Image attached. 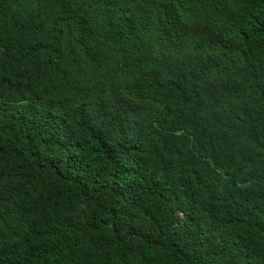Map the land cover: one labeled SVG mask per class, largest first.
<instances>
[{
	"label": "trees",
	"instance_id": "16d2710c",
	"mask_svg": "<svg viewBox=\"0 0 264 264\" xmlns=\"http://www.w3.org/2000/svg\"><path fill=\"white\" fill-rule=\"evenodd\" d=\"M0 264H264V0H0Z\"/></svg>",
	"mask_w": 264,
	"mask_h": 264
}]
</instances>
